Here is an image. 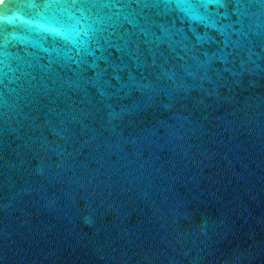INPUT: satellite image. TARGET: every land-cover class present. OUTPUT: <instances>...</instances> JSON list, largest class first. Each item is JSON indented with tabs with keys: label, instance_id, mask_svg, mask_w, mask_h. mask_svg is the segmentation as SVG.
Masks as SVG:
<instances>
[{
	"label": "water",
	"instance_id": "water-1",
	"mask_svg": "<svg viewBox=\"0 0 264 264\" xmlns=\"http://www.w3.org/2000/svg\"><path fill=\"white\" fill-rule=\"evenodd\" d=\"M0 264H264V0H0Z\"/></svg>",
	"mask_w": 264,
	"mask_h": 264
}]
</instances>
